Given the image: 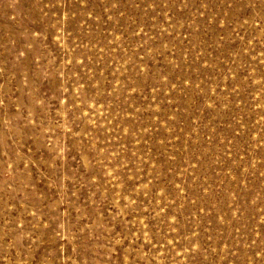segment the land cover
I'll return each instance as SVG.
<instances>
[{"label":"rangeland","instance_id":"374dc122","mask_svg":"<svg viewBox=\"0 0 264 264\" xmlns=\"http://www.w3.org/2000/svg\"><path fill=\"white\" fill-rule=\"evenodd\" d=\"M0 264H264V0H0Z\"/></svg>","mask_w":264,"mask_h":264}]
</instances>
